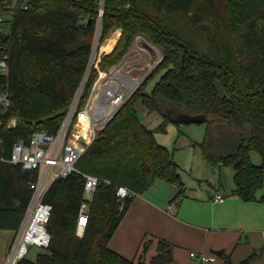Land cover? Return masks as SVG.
Wrapping results in <instances>:
<instances>
[{
    "label": "trees",
    "instance_id": "trees-1",
    "mask_svg": "<svg viewBox=\"0 0 264 264\" xmlns=\"http://www.w3.org/2000/svg\"><path fill=\"white\" fill-rule=\"evenodd\" d=\"M9 15V32L0 36V57L8 66L0 83L10 93L9 105L0 109L3 158L13 143H27L35 130L58 129L84 78L96 34L97 51L104 54L97 63L100 70L117 63L137 34L161 54L82 153L78 172L48 187L42 200L51 205L45 225L49 243L33 259L15 264H145L146 241L134 260L110 249V237L133 197L155 180L176 187L175 202L184 188L178 164L141 122L136 102L162 118L158 130L167 122L181 123L178 114L203 115L204 133L196 145L205 162L230 167L232 194L264 204V0H0V17ZM114 28L121 33L108 52L113 38L107 36ZM157 73L145 92L144 84ZM96 75L91 65L78 107ZM250 153L258 154L259 163L251 161ZM81 173L96 176L99 183L83 235L77 237ZM34 178V171L0 161V229L17 230ZM121 186L133 195L119 199ZM155 242L146 264H171L173 244L163 238ZM256 255L252 251L238 264ZM222 257V264H233Z\"/></svg>",
    "mask_w": 264,
    "mask_h": 264
},
{
    "label": "built area",
    "instance_id": "built-area-1",
    "mask_svg": "<svg viewBox=\"0 0 264 264\" xmlns=\"http://www.w3.org/2000/svg\"><path fill=\"white\" fill-rule=\"evenodd\" d=\"M9 29L10 15L4 18L0 17V36L6 35ZM131 42L136 49L125 52L117 63L104 70L97 67L100 55L99 52L97 54L94 43L86 71L91 65H94L97 75L83 105L78 107L80 85L62 123L54 133L35 130L27 143H13L8 157H0L2 162L20 164L23 168L35 172V178L28 182L31 197L22 224L9 249L6 264H15L18 260L26 257L29 246L47 247L50 235L45 225L50 216L51 205L43 202L44 193L55 180L78 172L75 165L82 153L95 139L98 131L112 119L119 107L161 59L159 50L141 35H134ZM142 42H145L149 48L143 47ZM130 53L133 55L131 61L137 65L134 63L125 64ZM7 70L5 56L0 57V77H5ZM9 98L10 93L5 83L1 82L0 109H5L9 105ZM81 176L83 178L82 200L78 207L74 231L77 237L83 235L89 215L88 204L99 183V179L94 175L81 173ZM131 195L133 193L129 189L124 186L119 187V199ZM223 198L220 194H214L211 200L221 202ZM189 256L201 263L215 260L214 255L192 251L189 252Z\"/></svg>",
    "mask_w": 264,
    "mask_h": 264
},
{
    "label": "crops",
    "instance_id": "crops-1",
    "mask_svg": "<svg viewBox=\"0 0 264 264\" xmlns=\"http://www.w3.org/2000/svg\"><path fill=\"white\" fill-rule=\"evenodd\" d=\"M120 33V28L110 31L107 38L111 36L113 42L108 52ZM135 49L130 42L126 52ZM221 168L210 191H184L179 202L171 200L176 192L174 185L168 187L155 180L148 189L133 197L108 241L109 248L136 260L141 241H146L148 248L142 255L146 264L155 254V239L163 238L173 244L171 264H222V254L238 264L252 251L257 255L248 264H264V204L244 202L232 194V171L226 178ZM214 194L222 195L223 201H212ZM214 250L222 252L218 256ZM191 251L214 255L215 260L201 263L189 256ZM2 254L0 264L5 259V252Z\"/></svg>",
    "mask_w": 264,
    "mask_h": 264
},
{
    "label": "rangeland",
    "instance_id": "rangeland-1",
    "mask_svg": "<svg viewBox=\"0 0 264 264\" xmlns=\"http://www.w3.org/2000/svg\"><path fill=\"white\" fill-rule=\"evenodd\" d=\"M94 43L97 49V46H96L97 39L94 41ZM98 52L99 51H97V54ZM132 57L133 55L132 53H130V56L126 58L127 62L125 64H133L134 62L131 61ZM88 71H86L83 82H81L82 84H80L81 90L83 88L85 79L88 75ZM135 74H138V72H135ZM158 76H159L158 73L154 74L144 84L143 90L145 92L149 91L153 83L158 79ZM90 87L88 88V92H89ZM131 95L127 99H129ZM134 107H135L136 113L139 119L141 120V122L147 128L153 130L155 140L159 144L165 146L168 149V151L172 154L173 160L178 164L179 174H180V178L183 183L184 191L185 192H197V191H204V190L210 191L214 187V184H215L213 180H215L216 177L218 176V173H219L218 168L212 167L210 164H207L205 162V160L203 159L200 153L198 146L196 145V143L202 139L205 124L204 123L176 124L173 122H167L163 130H158V127L162 122V118L159 115L155 113H147L145 109H143L141 105L137 102L135 103ZM250 159L254 164L259 163V156L256 153H250ZM221 171H222L223 176L227 178L229 176V171H231V168L228 166H222ZM160 183L164 184V182L162 181ZM164 185L168 187L172 186L166 183ZM22 221H23V218L19 224V227L17 228L15 232L12 230L0 229V256L2 257L3 251L5 252V259L2 262V264H6L8 254H9V249L12 247V243L22 224ZM40 251H41V248L39 247L29 246L27 254H26V258L32 259L34 258L36 253Z\"/></svg>",
    "mask_w": 264,
    "mask_h": 264
},
{
    "label": "water",
    "instance_id": "water-1",
    "mask_svg": "<svg viewBox=\"0 0 264 264\" xmlns=\"http://www.w3.org/2000/svg\"><path fill=\"white\" fill-rule=\"evenodd\" d=\"M100 14H101V11H100ZM129 36V33H126L125 34V38H127ZM98 37V34H96V38ZM96 40V39H95ZM143 47L145 48H149V46L145 43V42H142L141 43ZM95 47V46H94ZM104 55V54H103ZM103 55H100V58L103 56ZM176 119L181 122V123H202L203 120H204V117L203 115L201 114H195V115H190V114H187V113H181V114H178L176 116ZM215 255H220L222 250H214L212 251Z\"/></svg>",
    "mask_w": 264,
    "mask_h": 264
}]
</instances>
